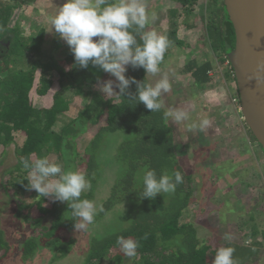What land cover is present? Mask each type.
Masks as SVG:
<instances>
[{
  "label": "trees",
  "instance_id": "1",
  "mask_svg": "<svg viewBox=\"0 0 264 264\" xmlns=\"http://www.w3.org/2000/svg\"><path fill=\"white\" fill-rule=\"evenodd\" d=\"M36 1L0 0V144L5 147L14 143L17 158L15 165L3 171L7 176L5 189H12L14 194L27 192L37 196L35 190L26 188L29 173L20 160L32 162L52 153L61 160L64 170L84 168L91 189L83 192L81 199L95 201L97 188L106 182L104 168L114 169L108 196L96 203L104 210L98 212L94 224L89 226L91 233L83 256L76 261L79 264H212L217 249L222 246L235 248L236 264H264L258 259L264 256V224L260 221H264V204H261L264 190L256 203L250 193L241 196L242 191L236 190L261 185V178L255 184L252 182L253 175L249 173L252 167L247 168V160L249 155L264 160V154L248 126L237 125L238 114L234 119L223 120L222 113L228 106L214 105L216 108L211 114L206 113L207 117L213 123L214 120L221 122L223 131L209 139L197 138L193 156L183 159L178 154L177 143L179 139L191 140L187 134L190 131L188 127L175 130V122L164 116L168 109L178 108L179 103H167L165 93L161 97L162 109L151 113L135 97L117 93L104 96L98 90L99 85L107 80L115 81V77L91 64L87 69L73 66L74 57L67 44L55 40L54 33L46 32L49 20L35 24V15L27 18L17 12ZM172 1L171 7L159 13L167 16L169 25L162 34L170 41L161 64L162 72L168 76L169 73L188 75L190 87L195 89L213 86V81L222 76L229 82L231 91L236 92L227 58L234 47L235 33L223 0ZM197 4L199 25L192 18L190 21L181 18L184 13L192 14ZM40 10V6L32 8L35 14ZM154 24L150 23L145 30L158 32ZM180 26L187 31L185 38L179 34ZM194 28L201 32L191 42L187 36ZM47 45L54 54L52 51L45 54ZM198 51L202 52L200 58ZM170 55L176 57L171 59ZM125 75L153 84L160 78L159 74L153 76L143 68L130 66ZM170 82L172 89L168 93L175 96L180 91L171 79ZM113 88L119 91L115 84ZM135 91L136 85H130L128 93L135 94ZM50 92L49 106L33 104L32 93L45 97ZM73 105L76 114L56 128L59 115ZM229 122L233 123L230 127ZM89 129L92 132L88 138L78 142ZM214 147L219 150L217 155L211 151ZM198 156L210 164L197 160ZM262 168L263 173L264 164ZM146 169H155L158 176L180 171L183 183L174 193L157 194L154 200L142 199L139 196L143 192L142 177ZM226 173L228 176H224ZM220 178L226 179L224 187L216 184ZM199 195L212 199L213 211L210 219L207 218L212 224H204L208 229L193 221L198 211L190 209V204L200 201ZM28 208H33L34 215L31 210L22 213ZM254 211L256 216L252 214ZM227 214L231 219L245 216L244 221L236 220V234L231 235L230 241L223 239L217 225L225 222ZM13 217L33 231L21 239L18 247H13L0 228V261L14 254L16 248L21 261H30L44 249L50 252L51 263L66 260L76 241L63 235L74 230L67 203L37 196L34 203L19 204ZM216 219L219 223H214ZM120 236L139 242L136 256L129 258L123 254L116 243Z\"/></svg>",
  "mask_w": 264,
  "mask_h": 264
},
{
  "label": "clouds",
  "instance_id": "2",
  "mask_svg": "<svg viewBox=\"0 0 264 264\" xmlns=\"http://www.w3.org/2000/svg\"><path fill=\"white\" fill-rule=\"evenodd\" d=\"M155 19L156 14H149L144 0H64L56 14L49 18L47 32L54 33L67 44L74 57L73 66L87 69L91 64L115 77V81L107 80L99 85L98 90L104 96L117 93L122 97H135L152 113L162 109L161 97L172 89L168 74L161 69L170 41L166 35L155 30H145ZM129 66L133 69L143 68L146 74L153 76L159 74L160 78L153 84L126 77ZM233 82L235 99L239 104L237 118L243 123L245 120L241 114L235 77ZM114 84L118 92L114 91ZM132 84L136 85L135 94L128 93ZM164 116L177 123L190 119L184 108L168 109ZM209 126L207 118L187 125L189 131L201 132ZM20 163L29 173L26 188L35 190L40 198L51 197L67 203L76 231H88L98 212L104 210L90 199H81L82 193L91 189V183L83 171L64 170L47 157L32 162L22 158ZM142 183L143 192L139 197L154 200L157 194L174 193L176 187L183 183V175L175 171L158 176L155 169H146ZM223 239L230 241L232 237L225 233ZM116 243L126 257L136 256L138 241L120 236ZM234 252L235 248L231 246L218 248L212 264H236Z\"/></svg>",
  "mask_w": 264,
  "mask_h": 264
},
{
  "label": "rangeland",
  "instance_id": "3",
  "mask_svg": "<svg viewBox=\"0 0 264 264\" xmlns=\"http://www.w3.org/2000/svg\"><path fill=\"white\" fill-rule=\"evenodd\" d=\"M64 2V0H37L36 4H29L27 5L26 9H22L21 11H17L20 15L26 16L27 18H31L32 16L35 15L34 18V23H41L44 21H48L49 18L53 15L56 14L58 8L60 7V5ZM145 4H146V8L149 12V14L151 15L152 13L156 14V19H155V26L153 27L154 29H159V31L161 32L162 30H165L169 24H167L166 22V17L164 15H161L159 13H163V10L168 9L169 7H171L173 1L172 0H149V2H147L146 0H144ZM200 3V2H199ZM198 5L194 6L196 9L195 11L191 14H189L188 16L184 14H182L181 18H187L188 21L191 20L192 18V22H195L196 25H199V16H198ZM41 8V10L39 12H37L36 14L34 12H32V8ZM55 12V13H54ZM33 23V24H34ZM49 27V26H48ZM30 28H32L31 23H30ZM187 28V27H186ZM36 28H34L35 30ZM33 30V28H32ZM179 34L181 37L185 38L187 34V31H185V28L180 26L179 27ZM48 31V29L46 30V32ZM199 31L201 32L200 29L198 28H194L192 29V31L189 32V36H187L188 40L191 42H194V40L197 38ZM48 33V32H47ZM163 31L160 33L162 34ZM47 36V35H46ZM47 38H49V35L47 36ZM55 40L57 41H63L61 38H59L58 36L54 37ZM52 47H50V45H47L45 48V54L48 53V51H52ZM170 54H173V49H170ZM51 54H54V52L52 51ZM197 56H201L202 52L198 51L197 52ZM176 57L175 55H170L169 58H173ZM181 57V56H180ZM200 58V57H199ZM202 58V57H201ZM180 69V65H177ZM220 67V66H219ZM223 66H221L220 68H222ZM175 76V77H174ZM171 75L169 73V77L172 80L173 84L175 85L176 88L179 89L180 92H178L175 96L167 93L164 97L165 101L167 103H171L178 104V108H184L188 111L189 113V117L190 119L187 121H182V122H175V130L176 129H181L184 130V128H187V125L193 122L199 123L200 120L207 118L210 121V126L208 128H206L204 131H198V130H192L190 132H186L188 135L191 136V140H184V139H179V137H181L180 135H178V139L180 140L177 144L178 146V154L181 155V157L183 159H187V158H191L193 156V152L194 149L197 146V138H201V137H207L212 138L214 136H216L217 134H219L220 132L223 131L222 125L220 126L221 122H216L214 120V123L211 119V117H207V114H211V112L214 110V108H216L215 106L217 105H225V107L228 106V108L225 109V112L222 113V119L223 120H231L234 119V116L237 114V108L239 106V104L237 103V100L235 99L236 97V92L229 87V82H226L225 79L222 76H219L215 81H213V86L209 85L206 88H191V78L188 75ZM233 86L234 82L232 83ZM99 88V87H98ZM100 92V91H99ZM193 92V93H192ZM102 93V92H101ZM103 94V93H102ZM191 94H193L191 96ZM32 101L33 104L35 106L38 107H43V106H49L51 101H50V97H51V92L50 94H48L45 97H40L37 96L35 94H32ZM108 96V95H107ZM234 99V101H233ZM76 106V104H74ZM74 105L70 108L69 111L65 112L63 115H60V117L58 118L57 124L55 125L56 128H58L65 120H68L70 116H73L76 114V109L74 107ZM215 105V106H214ZM233 110V112H232ZM234 114V115H233ZM233 121V120H232ZM235 123V121H233ZM184 123V125L182 126V124ZM179 124V127H178ZM241 121L238 119L237 120V125H241ZM228 127H230L231 125H233L232 122H229V124H227ZM225 125V126H227ZM242 126V125H241ZM92 132L91 129L87 130L86 135L80 137L77 141L81 142L84 141L88 138V136L90 135L89 133ZM88 133V134H87ZM212 152H214L216 155L218 154L219 150H216V148L214 147L212 150ZM0 152L3 153V155H0V215L3 216L2 220H0V228L3 229L4 232V237L5 239L9 242V244L13 247H18L21 239L26 236L27 233L32 232L33 230H31L29 227L27 230V226H23V223L20 220L14 219L13 214L15 211H17V206L21 203H34L37 200V196L32 197L31 195H33L32 193H13V191L11 190H6L5 189V182L7 180V176L3 171L6 170L7 168L15 165L17 163V158H16V154H15V145L14 143L5 147H2L0 144ZM212 152H208V154L211 155H215ZM50 161L56 162L58 164H61V160L58 159L54 154H47L46 156ZM216 157V156H214ZM197 160H202V162L206 159H202L200 158V156L197 157ZM197 160H193V162L195 163ZM247 168L249 169L250 167H252L249 171V173H251L252 176V182L255 184L259 181V179L261 178V185L256 186L255 188H246V187H237L236 190L237 191H242L241 192V196L245 195V193H250V195L252 196V198L254 199V202L256 203L257 201H260V198L257 196H261V194H259L260 192H262V190H264V172L262 165L264 164V160L262 158H257L255 156H250L249 155V159L247 160ZM201 162V163H202ZM205 162H207L208 164H210L209 160H206ZM214 162V159L212 160L211 163ZM213 165V164H212ZM198 166H196L197 168ZM214 168V167H213ZM201 169V168H198ZM84 168L80 167L79 171H83ZM202 172V171H200ZM214 172V171H213ZM114 169L109 168V167H105L104 168V176H105V183L102 185L100 184L99 187L97 188L96 191V195L94 197V202H100L102 200H104L109 193V188L112 184L113 181V177H114ZM221 174V173H220ZM224 176H228V174H224ZM228 180V179H227ZM233 180V179H232ZM234 181V180H233ZM226 179H222L220 178L216 184L220 185V187H224L226 184ZM34 193V192H33ZM36 193H34L35 195ZM241 198V197H240ZM200 201L197 202H192L190 204V209L193 210H197V216H195L192 220L194 221V223L197 226H201L203 228H207L208 226H210L212 223L208 222L207 218L210 219L211 216V212L213 211V203H212V199L211 198H205L202 195H199ZM49 200H51V197H49ZM244 199H242L243 201ZM248 203V202H247ZM264 204V199L262 200V203ZM118 206V205H117ZM119 207H121L119 205ZM241 208H245V206H241ZM33 208H28L25 209L24 211H22V213L27 212L28 210L32 211ZM115 209V208H114ZM200 210H202V213H200ZM256 211H254L252 214L254 216H256ZM32 214L34 215L33 211ZM243 216V215H242ZM261 218H263V216H261ZM205 219V220H203ZM241 220L244 221L245 220V216L243 217H236L231 219V215L227 214V217L225 219V222H221V226L219 224H217L220 228V233H222L221 235H224L225 233H228L230 235H235L236 234V220ZM203 220V221H202ZM258 220V219H257ZM206 221V223H205ZM262 221V226L264 224L263 220ZM214 223H219V221H214ZM204 224H207L206 226H204ZM216 225V226H217ZM199 227V228H201ZM33 228V227H32ZM91 227H89L88 231H76L75 229L69 232H64L63 235L65 238H74L75 244L73 246V249L70 251L68 257L66 258V260H62L61 262H53L51 263L50 259H51V254L47 249L44 250H40L37 252V254L29 261H21L18 258V252H17V248L14 252V254H12L10 257L5 258L3 260L0 261V264H73V263H77L76 261H80L79 259L81 258V256H83L84 251H85V246L87 244V240H88V236L91 233L90 230ZM36 230H40L39 227L35 228ZM216 229V228H215ZM222 230V232H221ZM206 233V231H204ZM2 251L0 250V255ZM258 259L261 260L262 262H264V256H258Z\"/></svg>",
  "mask_w": 264,
  "mask_h": 264
},
{
  "label": "water",
  "instance_id": "4",
  "mask_svg": "<svg viewBox=\"0 0 264 264\" xmlns=\"http://www.w3.org/2000/svg\"><path fill=\"white\" fill-rule=\"evenodd\" d=\"M235 33L227 53L241 114L264 154V0H223Z\"/></svg>",
  "mask_w": 264,
  "mask_h": 264
},
{
  "label": "bare ground",
  "instance_id": "5",
  "mask_svg": "<svg viewBox=\"0 0 264 264\" xmlns=\"http://www.w3.org/2000/svg\"><path fill=\"white\" fill-rule=\"evenodd\" d=\"M244 124H246L248 126V124L246 122H243Z\"/></svg>",
  "mask_w": 264,
  "mask_h": 264
}]
</instances>
